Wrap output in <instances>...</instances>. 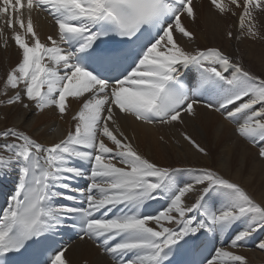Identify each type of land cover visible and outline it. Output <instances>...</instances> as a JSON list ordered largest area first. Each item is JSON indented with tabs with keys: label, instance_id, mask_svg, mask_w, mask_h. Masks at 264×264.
<instances>
[{
	"label": "snow or ice",
	"instance_id": "obj_1",
	"mask_svg": "<svg viewBox=\"0 0 264 264\" xmlns=\"http://www.w3.org/2000/svg\"><path fill=\"white\" fill-rule=\"evenodd\" d=\"M209 4L218 16L237 18L228 39H264V0ZM34 10L51 17L55 38L41 41ZM185 21H198L194 0H0V24L21 50L5 82L16 91L0 107L20 104L33 115L55 109L62 118L72 110L70 98L79 106L74 130L51 145L16 125L0 131V176L17 175L7 211L0 212V264L32 245L51 253L45 264H72L69 248L51 241L63 229L96 242L114 264H174L218 233H231V247L239 248L264 231V204L240 184L210 168L159 166L121 130L119 119L129 116L146 125L184 126L202 105L235 125L264 160V73H252L217 47L186 50L177 35L195 37ZM181 135L210 155L187 132ZM181 171L190 179L179 178ZM79 180L87 181L84 188L73 186ZM161 197L169 201L162 211H143ZM257 247L264 251V240ZM214 253L200 264H248L235 251Z\"/></svg>",
	"mask_w": 264,
	"mask_h": 264
},
{
	"label": "bare ground",
	"instance_id": "obj_2",
	"mask_svg": "<svg viewBox=\"0 0 264 264\" xmlns=\"http://www.w3.org/2000/svg\"><path fill=\"white\" fill-rule=\"evenodd\" d=\"M198 11V21L191 23L185 21L189 30L194 33L195 39L189 40L177 35V40L186 50H203L211 47L225 49L234 59L251 64L262 74L264 73V39L252 40L247 37L237 41L228 39L225 35L224 25L226 19L216 14L210 7L209 0H194ZM230 17V16H228ZM235 33L237 32V18L232 16ZM35 31L42 42L48 35L56 37V27L51 18L43 12L33 11L31 14ZM25 23H27L28 12L24 11ZM260 19L264 20V16ZM4 27V36L0 37V101L7 100L14 95L16 90L5 88L8 72L15 67L21 59V50L12 39L11 29ZM17 30H19L17 28ZM4 38H7V47L4 46ZM28 42L31 39L26 37ZM211 43V44H209ZM241 46L243 48H241ZM242 51L240 52L239 49ZM252 58V59H251ZM193 76H198L195 68ZM7 91V96L3 95ZM207 101V97H201ZM24 102H28L25 98ZM71 111L64 117H60L55 109L45 110L43 113L33 115L25 112L22 105H8L0 107V131L7 127L16 125L26 131L40 142L51 145L63 139L69 131L74 130L76 121L72 115L76 114L79 106L69 99ZM199 115L195 119L187 118L184 126H160L146 125L136 121L132 117L119 119L121 130L129 137L133 147L152 162L162 167L178 169H203L210 168L218 171L225 178L240 184L258 202L264 204V160L258 157V147H253L244 138L237 135L235 125L225 121L218 113L212 112L202 105L198 109ZM17 117H22L17 119ZM181 132H187L202 147H205L210 155L205 157L197 152L192 145L185 141ZM163 137V139H161ZM109 146L110 142L105 140ZM192 167V168H191ZM178 177L187 181L190 175L187 171L177 173ZM17 182V175L12 172L0 176V191L10 195ZM194 195V194H193ZM191 202V197L187 198ZM169 201L163 204L167 207ZM211 203V201L209 202ZM219 206V205H217ZM218 246L216 249L235 251L247 258L248 264H264V251L257 247L260 240H264V231L258 232L247 241L243 247H231V233H218ZM212 245L208 242L200 249L203 258L213 254ZM67 255L72 264H114V262L103 253L102 248L88 240H78L69 247Z\"/></svg>",
	"mask_w": 264,
	"mask_h": 264
},
{
	"label": "rangeland",
	"instance_id": "obj_3",
	"mask_svg": "<svg viewBox=\"0 0 264 264\" xmlns=\"http://www.w3.org/2000/svg\"><path fill=\"white\" fill-rule=\"evenodd\" d=\"M224 19H226V23H225V25H224V28H227V29H224V31H225V33L227 32V31H229V30H231V31H233V33L235 34V28H234V23H232V19H233V17L232 16H230V17H223ZM233 39V41H234V37L232 38ZM237 41H239L238 39H237ZM209 44H211V43H209ZM222 46H223V48H221V47H218V46H216L217 48H219L221 51H223L225 54H227V55H230V54H228V52L225 50L224 51V49H225V44H222ZM241 48H243L242 46H241ZM205 49H207V48H205ZM205 49H203V50H205ZM239 49V48H238ZM194 50H196V49H194ZM191 51H193V50H191ZM239 51L240 52H242L240 49H239ZM231 56V55H230ZM252 59V58H251ZM243 65H244V67L246 68V69H248V70H250L252 73H254V74H256V75H260V73L257 71V69L255 68V67H253L251 64H248L247 63V65L248 66H246L244 63H243ZM192 168V167H191Z\"/></svg>",
	"mask_w": 264,
	"mask_h": 264
}]
</instances>
